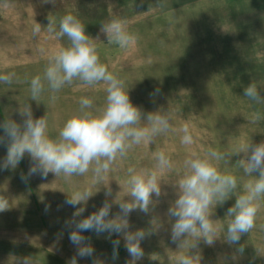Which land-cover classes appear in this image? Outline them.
<instances>
[{"label": "rangeland", "instance_id": "rangeland-1", "mask_svg": "<svg viewBox=\"0 0 264 264\" xmlns=\"http://www.w3.org/2000/svg\"><path fill=\"white\" fill-rule=\"evenodd\" d=\"M68 13L82 20L90 36H99L100 60L125 82L133 104L144 113L168 111L172 130L151 143L133 146L99 181L91 170L70 178L52 172L43 176L39 171L28 176L33 162L27 154L17 168L0 170V196L10 203L9 210L0 213V264H23L25 259L31 264H71L73 257L77 264H93V260L128 264L131 257L123 238L112 236L121 239L118 258L113 260L107 233L99 237L83 233L91 237L95 253L92 257L76 256L65 221L81 206L86 210L76 219L87 217L105 199L112 203L114 217L119 211L117 202L130 199L129 170L154 169V154L159 151H164L173 165L159 173L162 195L148 213L136 209L128 220L130 230L149 233L141 242L143 257L136 264H177L188 245L179 248L180 242L171 240L174 220L167 210L186 171L184 162L194 155L204 156L209 149L231 153L241 145L264 141V103L257 104L243 95L251 82L264 94V0H8L6 7L0 3V74L15 72L18 78L12 84L0 82V121L11 117L20 122L17 109L29 102L34 118L45 116L47 134L55 139L65 121L79 109L82 97L92 99L94 109L105 105L106 85L89 87L79 81L65 86L55 99L46 90L30 101V79L43 74L53 50L68 44L67 37L57 39L47 31L48 17L58 26L59 18ZM114 15L128 21V31L138 37L134 45L121 48L107 42L101 24ZM35 22L44 28L38 37L33 36ZM257 112L261 119L253 123ZM185 124L193 136L191 145L181 142L180 129ZM6 152V145L0 144V161ZM241 158L233 156L229 164L219 163L221 172L238 179L234 195L242 193L243 184L252 179L241 180L242 171L236 165ZM22 174L26 180L21 179ZM108 188L112 194L106 197ZM78 190L93 195L86 204H66L68 195ZM234 202L235 196L211 209L221 238L212 246L202 240L198 243L201 264H264V201L256 227L242 235L239 244L230 246L223 239L228 220L225 214ZM240 245L244 246L242 254L236 251Z\"/></svg>", "mask_w": 264, "mask_h": 264}, {"label": "clouds", "instance_id": "clouds-1", "mask_svg": "<svg viewBox=\"0 0 264 264\" xmlns=\"http://www.w3.org/2000/svg\"><path fill=\"white\" fill-rule=\"evenodd\" d=\"M6 7L8 0H0ZM47 31L55 38L67 37L68 44L53 50L47 57V64L42 75H36L29 81L30 101H36L46 90L55 94L65 86L79 81L84 86L106 85V102L100 109H94L93 100L82 97L79 109L74 112L53 139L47 134L45 116L34 118L31 104L26 102L17 109L20 122L11 117L0 121V144L6 145L5 158L0 161V170L15 169L25 154L32 159L28 176L38 171L46 176L52 172L65 177L84 175L90 170L96 181L102 180L111 170L118 158H124L129 149L142 142L151 143L155 137L172 130L171 116L168 111L144 113L130 99L129 90H125V82L108 70L101 62L97 52L99 36L92 37L86 32V26L75 14L68 13L59 18L57 23L48 17ZM44 29V28H43ZM41 24L35 22L33 36L38 37L43 30ZM100 31L106 35L108 43L118 44L127 48L137 42L138 37L128 31V21L114 15L113 18L101 24ZM15 72L0 74V82L12 84ZM243 95L251 101L264 103V94L253 82L244 87ZM261 119L259 112L255 113L252 122ZM181 142L185 145L193 143V136L185 124ZM236 161L242 171L241 180L249 177L243 184V192L234 195L238 188L235 175L219 170V163L229 164L233 156H241ZM156 166L152 170L135 172L130 169L127 181L130 192L128 200L116 202L119 211L111 216L112 203L105 199L97 211L83 219L77 220L85 212V207H77L70 220L65 221L69 228V241L76 248V256L92 257L95 249L91 237L83 233L92 232L99 237L107 233L106 239L113 246V260L118 258L121 239H112L113 235L122 237L124 247L131 260L128 264H136L143 257L141 242L149 235L144 229L132 231L128 217L136 209L148 213L162 195L160 172L170 170L173 165L170 157L164 151L154 154ZM186 171L176 184V199L167 210V215L174 220L171 223V240L179 243V248L188 245L186 254L177 258V264H201L202 255L198 243L202 240L212 246L220 239V226L214 220L213 207L224 204L235 196L234 204L227 209L226 235L224 242L237 245L242 235L256 227L257 215L264 201V141L247 143L235 151L220 152L209 149L204 156L194 155L184 162ZM258 173V175H253ZM22 180L27 177L22 174ZM111 189L105 191V196H111ZM93 194L88 190H78L68 195L66 204L76 207L86 204ZM154 197L156 198L154 200ZM7 198L0 196V213L9 210ZM155 220V219H154ZM153 220V221H154ZM152 221V222H153ZM74 226V227H73ZM156 228L160 227L157 223ZM189 238L192 242L189 244ZM236 251L243 253L244 246ZM23 264H31L25 259ZM71 264H77L75 257ZM93 264H101L93 260Z\"/></svg>", "mask_w": 264, "mask_h": 264}]
</instances>
